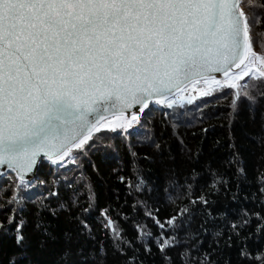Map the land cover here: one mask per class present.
Instances as JSON below:
<instances>
[{
  "label": "snow or ice",
  "instance_id": "6c2138e0",
  "mask_svg": "<svg viewBox=\"0 0 264 264\" xmlns=\"http://www.w3.org/2000/svg\"><path fill=\"white\" fill-rule=\"evenodd\" d=\"M241 104L253 124L245 144L232 131ZM217 110L228 155L222 171L205 166L209 187L235 183L233 202L255 209L235 219L212 214L210 193L196 195L203 140L192 146L181 131ZM117 139L135 177L119 179L136 193L120 211L100 207L96 192V161ZM138 159L159 165L165 192L179 188L187 203L169 195L173 212L161 219L149 203L161 186L149 187ZM245 183L255 191L241 197ZM205 236L216 247L201 252ZM233 237L237 264H264V0H0V264H232L222 252Z\"/></svg>",
  "mask_w": 264,
  "mask_h": 264
},
{
  "label": "trees",
  "instance_id": "16d2710c",
  "mask_svg": "<svg viewBox=\"0 0 264 264\" xmlns=\"http://www.w3.org/2000/svg\"><path fill=\"white\" fill-rule=\"evenodd\" d=\"M218 114L213 115L205 119L204 124L200 127H189L187 129H181L182 132L186 133V138L190 145L195 146L200 144L203 140V156L201 160V166L197 167V172L200 173L199 179L195 182L196 195H200L201 192L206 194L210 193V199L214 202L210 207L213 215L224 212L225 210L229 213L230 219H235L234 213L239 212L241 207L254 209V205L250 201H245L243 199L233 202L232 193L235 192L236 186L235 183L230 182L228 192H225L223 188H220L218 191L212 190L209 187L211 183V178L209 175V170L205 167L206 165H211L212 169L223 170L221 165L225 161L228 155L227 145L224 143L227 139L228 127L227 121L221 118L219 110ZM224 125V127H221ZM215 126V127H213ZM201 127H207L209 130L206 133V138L202 136ZM253 128V124L249 119L248 113L245 111V105L241 104V110L235 118V122L232 125L233 136L235 137L238 144H245L247 141L243 138L244 133L250 132ZM160 129L157 128V132ZM192 132H196L195 137L191 136ZM220 141L219 147H214L216 141ZM116 152L110 156V158L105 159L103 162L97 159L96 163L99 167V183L96 187V192L99 197V206L104 207L111 204L113 208L117 211L121 210V206L125 204V201L129 205L132 204L133 198L136 196V193L133 192L132 196H127L126 192L130 189H126L125 184L120 181L119 177L123 176L126 180H135L133 176V167L131 158L128 155L127 149H125L117 139ZM134 150L137 152L138 156L151 155V152L148 148L139 146L135 147ZM137 165L141 169L142 177L148 182L149 187L153 184L160 185L161 188L159 191L152 192V198L149 200V203L153 206L154 209L159 210V216L161 219L172 214L174 204L169 201L168 196L171 195L175 200L176 204H179L182 208L187 200L176 199L177 196H183V192L177 189L170 190L165 192L163 185L166 182V178L163 176V173L157 164L149 163L147 160L138 159ZM247 166L249 170L248 179H252V170L255 167V162L253 158H248ZM112 169H117L116 172H113ZM91 170H89L90 172ZM43 175V172L41 173ZM232 173H228V177H231ZM185 171L180 169L179 172V182L184 183ZM93 181L97 180V176H92ZM188 182H192L189 180ZM255 191V188L249 186L247 183L241 185L240 196H251V193ZM147 193V189H145ZM125 213L130 212V209L125 207L123 208ZM197 215L193 218L191 229L195 230L197 226L201 223L203 216L200 214L204 211L202 207H198L196 210ZM98 215V212H94L92 217L95 218ZM115 215V213H113ZM143 215V213H141ZM122 227L127 230V235L129 237L135 236V232L132 229V221L129 220L125 223L123 220L120 221ZM148 225L151 227V220L147 221ZM219 223V221H218ZM94 229L98 225H93ZM255 228V221L252 222L250 228L246 229L241 235H247L248 232H251ZM152 231L155 232L156 229L152 228ZM228 230L224 229V238L220 239V245L223 246L225 243V238L227 237ZM204 245L200 249L201 252L211 251V248H215L216 245L213 242V238L210 236H205ZM195 243V241H192ZM260 243L264 244V240H261ZM250 247L256 246L255 238L252 241H249ZM155 250V249H154ZM221 256V252L217 250V257ZM222 256L224 259H227L229 256L232 258V264H237L238 252L236 248L235 237H233V247L231 249L224 247ZM217 257H214L217 258ZM109 264H113V261L110 259ZM155 264H159V261H156Z\"/></svg>",
  "mask_w": 264,
  "mask_h": 264
}]
</instances>
